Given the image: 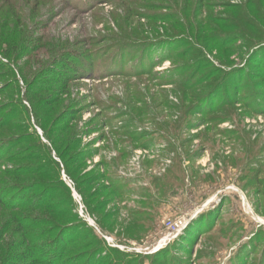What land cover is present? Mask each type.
<instances>
[{
  "label": "rangeland",
  "instance_id": "1",
  "mask_svg": "<svg viewBox=\"0 0 264 264\" xmlns=\"http://www.w3.org/2000/svg\"><path fill=\"white\" fill-rule=\"evenodd\" d=\"M263 47L264 0H0V125L13 117L0 145H13L10 170L56 164L73 182L85 218L73 189L68 209L101 244L94 260L84 242L70 257L264 264ZM216 66L226 75L200 85ZM68 113L71 167L55 128ZM192 214L158 249L164 222Z\"/></svg>",
  "mask_w": 264,
  "mask_h": 264
},
{
  "label": "trees",
  "instance_id": "2",
  "mask_svg": "<svg viewBox=\"0 0 264 264\" xmlns=\"http://www.w3.org/2000/svg\"><path fill=\"white\" fill-rule=\"evenodd\" d=\"M240 37L241 35L233 38V40H228L225 45L229 44L230 46V44H234L235 41H238L236 39ZM205 40L202 44L203 48L208 49L210 45L217 49L221 48L219 42L208 40L207 37ZM165 45L166 42L163 41L162 48ZM190 47L193 46L190 45ZM260 53H263L262 58L260 56V59L263 60L264 47L258 48L253 53V56ZM253 56L251 55L246 60L248 63L247 67L255 63L252 60ZM204 58L208 60L206 56ZM229 61V63L225 61L222 64L225 66L234 63L231 60ZM216 67L217 69L210 71L207 80H200V85L207 83L214 73H222L225 76L228 72L227 70H223V67ZM65 75L66 73L61 76L66 77ZM207 100L210 99L207 98ZM55 103L56 101L50 102L48 100L44 104L48 106ZM70 111L78 110L77 107H74ZM60 112L62 113L63 111L60 110ZM68 114L65 117L58 116L56 118L55 123L57 125L55 128H58L57 132L61 137L58 138V145H62L61 148L56 147L59 156L65 161L64 165L71 167L76 163H80L78 161L81 159L82 153L78 154L79 157L74 156L75 151L81 145L80 141L72 138L68 143L69 147H66L62 141L63 136L68 133L71 134L69 131L72 132L76 128L71 126L73 120L76 118L75 114L70 115L71 117ZM4 118L12 120L13 117L8 116ZM8 119H5L6 125L3 127L0 125V129L5 127L10 128L12 121L9 122ZM72 133L78 136L75 130ZM20 143L16 145L19 146ZM0 147L2 148V151H0V245L5 244V246L0 247V264H79L82 256L77 253L70 257V253H74L75 250L81 248L82 242H84L82 248L86 251L82 255L94 260L99 251L96 249L93 252L89 251V249L98 248L101 243L98 236L92 233V230L86 229L85 224L80 223L82 222L81 219L79 220L68 209L69 205H67V201L70 200L72 191L60 181L56 168L58 166L53 164V167L51 165L47 169V164L38 166L27 165L17 166L10 170L9 167H6L8 161L4 157L6 156L7 159L13 160L16 159V156L14 157V154H11L7 157L12 151L11 147L7 146L4 148L3 145H0ZM84 167L86 168L85 165H82L75 169L76 171L78 169L84 170ZM73 169H70V173H72ZM87 174L86 176H89ZM84 196L87 199L85 194ZM33 203L37 204L34 210L30 207ZM23 208L27 211L22 212L21 209ZM34 211L39 212L40 215H32ZM48 238L55 239L47 241ZM108 264H111V262Z\"/></svg>",
  "mask_w": 264,
  "mask_h": 264
},
{
  "label": "built area",
  "instance_id": "3",
  "mask_svg": "<svg viewBox=\"0 0 264 264\" xmlns=\"http://www.w3.org/2000/svg\"><path fill=\"white\" fill-rule=\"evenodd\" d=\"M42 135V134H41ZM64 180L67 183V185L73 189V182L64 174ZM74 190V197L78 201L79 205L81 206V212L80 215L82 218H85L84 216V210L85 207L82 205V199L77 193L75 189ZM199 213V212H198ZM196 213V215L198 214ZM195 215V216H196ZM193 214L187 216H183L180 218L175 219H167V221L164 222V233L165 235L160 239L159 245L157 246L158 249L164 246H168V244L174 242L183 232V230L187 227V225L196 218ZM93 226H95L94 222L92 221ZM107 238V237H106ZM108 239V238H107ZM157 249V248H156ZM154 249V250H156Z\"/></svg>",
  "mask_w": 264,
  "mask_h": 264
},
{
  "label": "bare ground",
  "instance_id": "4",
  "mask_svg": "<svg viewBox=\"0 0 264 264\" xmlns=\"http://www.w3.org/2000/svg\"><path fill=\"white\" fill-rule=\"evenodd\" d=\"M259 220V219H258ZM263 221V220H262Z\"/></svg>",
  "mask_w": 264,
  "mask_h": 264
}]
</instances>
